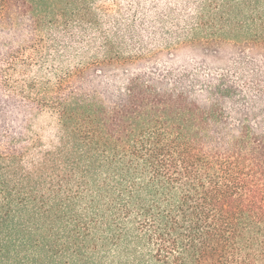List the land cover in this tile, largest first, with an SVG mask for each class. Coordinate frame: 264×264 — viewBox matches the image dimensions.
<instances>
[{"label": "trees", "instance_id": "obj_1", "mask_svg": "<svg viewBox=\"0 0 264 264\" xmlns=\"http://www.w3.org/2000/svg\"><path fill=\"white\" fill-rule=\"evenodd\" d=\"M0 264H264V0H0Z\"/></svg>", "mask_w": 264, "mask_h": 264}]
</instances>
